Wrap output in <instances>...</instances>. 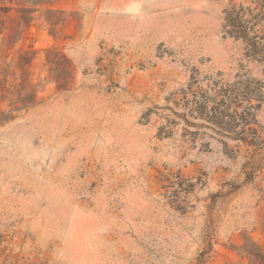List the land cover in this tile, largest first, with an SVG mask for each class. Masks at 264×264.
<instances>
[{"label":"rangeland","instance_id":"obj_1","mask_svg":"<svg viewBox=\"0 0 264 264\" xmlns=\"http://www.w3.org/2000/svg\"><path fill=\"white\" fill-rule=\"evenodd\" d=\"M263 1L24 0L16 33L0 4V264H264V146L184 106L261 77L225 25Z\"/></svg>","mask_w":264,"mask_h":264},{"label":"trees","instance_id":"obj_2","mask_svg":"<svg viewBox=\"0 0 264 264\" xmlns=\"http://www.w3.org/2000/svg\"><path fill=\"white\" fill-rule=\"evenodd\" d=\"M5 1L0 0V4H5ZM15 1L18 3L19 16L14 20L10 17L11 9L0 5V38L10 29L8 21L12 20L13 23L17 21V25L13 28L15 33L19 32L21 26L27 27L33 21V7L26 5L29 2ZM42 4L44 5L45 2L37 3L35 6ZM262 21H264V1L258 4L255 9L234 6L227 13L225 25V29L228 30L227 35L244 45L245 58L259 66L261 77L245 78L244 80L238 77V80L232 85H224L221 81H212L202 88L197 85L196 79H193V84L185 94L184 102L187 110L185 117L202 120L215 126L228 139H236L258 148L263 147L264 142L257 130L251 128L248 132L240 134L233 131L231 127L227 128L236 122L239 110L244 104H247V117H252L251 112L261 110L264 105V31L258 29ZM195 85L196 90L194 89ZM2 114L4 121L12 120V117Z\"/></svg>","mask_w":264,"mask_h":264}]
</instances>
